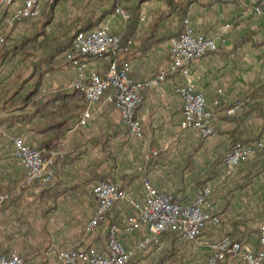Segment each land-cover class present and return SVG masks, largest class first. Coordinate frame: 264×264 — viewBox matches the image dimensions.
Wrapping results in <instances>:
<instances>
[{
    "label": "crops",
    "instance_id": "obj_1",
    "mask_svg": "<svg viewBox=\"0 0 264 264\" xmlns=\"http://www.w3.org/2000/svg\"><path fill=\"white\" fill-rule=\"evenodd\" d=\"M21 4L16 0L0 7V53L35 35L0 64V255L16 251L32 264H52L59 250L94 246L105 251L111 224L119 226L124 245H136L147 229H122L137 213L127 198L93 231L86 223L94 212L92 189L98 181L109 179L142 202L144 178L158 191L189 201L209 187L203 208L217 221L208 220L196 242L164 233L128 264H207L211 245L223 236L256 250L264 219V158L254 148L234 169L223 164L237 143L264 140V20L252 13V0H58L52 9L49 0L40 5L39 16L8 26ZM116 7L132 19L115 13ZM184 18L194 32L214 37L218 50L192 64L187 78L168 73L158 86L141 91V137L128 134L105 98L108 92L79 125L86 102L72 87L76 68L59 48H68L80 28L106 24L122 42L131 41L122 59L130 77L143 80L167 66L169 38L180 32ZM104 65L93 60L88 68L101 71ZM186 79L212 112L215 133L207 138L179 127L175 88ZM238 99L245 100L243 109L227 115L225 108ZM15 136L53 157L52 183H25L14 154ZM221 264L244 263L227 257Z\"/></svg>",
    "mask_w": 264,
    "mask_h": 264
},
{
    "label": "built area",
    "instance_id": "obj_2",
    "mask_svg": "<svg viewBox=\"0 0 264 264\" xmlns=\"http://www.w3.org/2000/svg\"><path fill=\"white\" fill-rule=\"evenodd\" d=\"M16 0H0L1 6H9ZM49 0H22L8 20L12 26L16 19L35 18L40 14V5ZM252 13L264 20V0H252ZM115 13L127 20V10L116 7ZM225 28L229 24L224 25ZM3 38L0 37V41ZM131 41L122 42L119 35L109 31L103 24L96 28L77 31L70 46L62 56L76 68V79L72 87L79 90L85 99L86 107L78 120L84 125L90 116V107L99 101L106 92V100L114 105L128 134L135 138L142 135V127L137 110L141 101V91L146 87L158 86L167 74H180L188 77L190 66L204 54L218 50L219 44L214 37L194 32L188 18L182 20L180 32L169 38V60L165 68L151 73L143 80H134L129 75L128 62L122 59L127 53ZM102 62L101 71L88 68L90 61ZM181 102V129H190L202 138L215 133V124L210 109L206 106L204 95L197 91L194 84L186 79L175 88ZM245 105V100L238 99L225 108L227 115H235ZM14 154L25 171V183L50 184L54 181L52 156H45L40 149L30 146L21 136L13 138ZM257 148L264 158V140L257 139L248 144L237 143L223 158V164L230 170L253 154ZM144 200L137 202L109 179L98 181L92 189L96 205L92 217L86 223V229L93 231L105 219L107 212L119 201L127 198L137 210L135 216L125 222L124 231L145 226L147 233L134 246L124 245L118 238L120 228L111 224L108 229L107 248L105 251L94 246L78 247L57 252V260L52 264H128L136 251L147 250L152 243H157L164 233H174L187 242L198 241L202 229L208 220L217 221L216 217L203 208L204 196L209 187L202 190L189 201L181 195L158 191L144 178ZM259 247L255 250L228 236L211 245L212 254L207 264H221L227 257H238L244 264H264V219L259 223L257 235ZM0 264H32L21 254L12 251L9 255H0Z\"/></svg>",
    "mask_w": 264,
    "mask_h": 264
},
{
    "label": "trees",
    "instance_id": "obj_3",
    "mask_svg": "<svg viewBox=\"0 0 264 264\" xmlns=\"http://www.w3.org/2000/svg\"><path fill=\"white\" fill-rule=\"evenodd\" d=\"M58 0H51V9L53 8L54 4L57 2ZM132 18L129 15L128 20L130 21ZM49 22V17L45 16L43 24L45 25L46 23ZM81 30H86L85 28H80L77 31H81ZM179 33V32H178ZM35 35H25L20 42H14L11 44V47H9L5 52H1L0 53V64L3 63V61H5L6 59H9V55L11 54V56L15 55L17 53V51L22 47V45L24 43H26L28 40L34 38ZM73 39V38H72ZM72 41V40H71ZM67 49V45L66 46H62L59 48V50H66Z\"/></svg>",
    "mask_w": 264,
    "mask_h": 264
}]
</instances>
